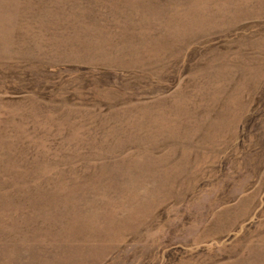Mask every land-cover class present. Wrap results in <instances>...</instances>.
Here are the masks:
<instances>
[{"label": "rangeland", "instance_id": "374dc122", "mask_svg": "<svg viewBox=\"0 0 264 264\" xmlns=\"http://www.w3.org/2000/svg\"><path fill=\"white\" fill-rule=\"evenodd\" d=\"M0 264H264V0H0Z\"/></svg>", "mask_w": 264, "mask_h": 264}]
</instances>
